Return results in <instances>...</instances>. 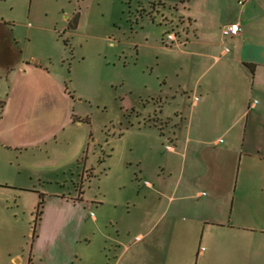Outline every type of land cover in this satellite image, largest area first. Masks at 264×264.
I'll return each mask as SVG.
<instances>
[{
	"label": "rangeland",
	"instance_id": "374dc122",
	"mask_svg": "<svg viewBox=\"0 0 264 264\" xmlns=\"http://www.w3.org/2000/svg\"><path fill=\"white\" fill-rule=\"evenodd\" d=\"M237 1L0 0L16 49L0 45V104L14 103L0 137V264H117L145 182L181 162L166 119L191 113L194 76L208 67L169 36H192V19L219 40L211 25L237 16ZM250 29L264 37L263 4ZM79 196L85 208L63 200Z\"/></svg>",
	"mask_w": 264,
	"mask_h": 264
},
{
	"label": "crops",
	"instance_id": "0c3cea01",
	"mask_svg": "<svg viewBox=\"0 0 264 264\" xmlns=\"http://www.w3.org/2000/svg\"><path fill=\"white\" fill-rule=\"evenodd\" d=\"M254 1L238 0L237 16L214 20L211 27H217L219 40L209 33L212 28L203 35L192 19V36L181 28L183 34L171 39L179 48L195 46L186 53L196 67H208L194 76L191 113L178 111L174 121L173 116L166 119L173 122L167 148L181 162L167 163L162 174L145 182L142 219L136 229L132 226L129 245L118 239L123 251L117 264H264V37L255 39L250 29L264 0ZM234 23L241 33L224 36L223 29ZM5 25L0 19V45L15 49ZM13 104L11 96L0 104L1 138L8 132L1 127L11 121ZM68 117L71 121L69 112ZM63 200L75 209L85 205L81 196ZM93 219L97 222L94 214ZM45 220L43 212L40 221Z\"/></svg>",
	"mask_w": 264,
	"mask_h": 264
},
{
	"label": "built area",
	"instance_id": "2783aa9c",
	"mask_svg": "<svg viewBox=\"0 0 264 264\" xmlns=\"http://www.w3.org/2000/svg\"><path fill=\"white\" fill-rule=\"evenodd\" d=\"M240 4L243 5L244 1H240ZM241 33V26L238 23L231 24L223 29V35L230 37V36H237ZM169 39H172L171 36H169Z\"/></svg>",
	"mask_w": 264,
	"mask_h": 264
},
{
	"label": "trees",
	"instance_id": "16d2710c",
	"mask_svg": "<svg viewBox=\"0 0 264 264\" xmlns=\"http://www.w3.org/2000/svg\"><path fill=\"white\" fill-rule=\"evenodd\" d=\"M44 205H45V200H44V198H42L40 203H39V207L37 208V219H36V221L42 219Z\"/></svg>",
	"mask_w": 264,
	"mask_h": 264
}]
</instances>
